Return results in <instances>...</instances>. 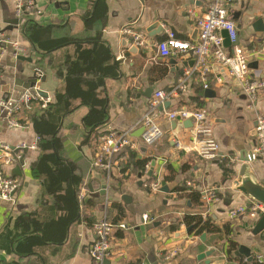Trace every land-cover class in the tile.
Here are the masks:
<instances>
[{
	"label": "crops",
	"instance_id": "crops-1",
	"mask_svg": "<svg viewBox=\"0 0 264 264\" xmlns=\"http://www.w3.org/2000/svg\"><path fill=\"white\" fill-rule=\"evenodd\" d=\"M33 1L42 11L33 18L42 26H53L54 36H68L77 42L98 38L118 64V76L106 79L104 124L97 130L87 128L84 118L90 108L79 105L62 118L57 130L61 137L57 153L74 167L73 188L80 208L79 220L70 227L65 242L59 247L40 248L39 252L48 258L47 264H98L91 258L89 246L95 238L93 224L105 216L128 225L127 229L115 228L108 264H264V230L254 232L263 214L229 217L231 208L252 202L234 190L232 184L239 178L243 159L256 145V118L264 114V89L251 104L240 84L215 59L210 58L207 68L200 70L192 54L162 58L157 47L167 30L175 32L181 40L197 41V19L206 12L207 1L105 0L104 17H97L91 25L98 2L92 6L89 0ZM89 8L92 10L88 16ZM231 12L237 24L240 48L249 59L251 75L264 79V0H233ZM17 18L14 0H0V37L27 45L32 54L26 57L33 60L14 58L11 45H4L0 101L31 82L38 67L37 55L44 53L27 38L22 27L27 17L15 25ZM126 26L142 33L145 45L135 44L133 36L123 35L121 31ZM69 50L73 51L72 47ZM41 69L45 70V77L40 87L53 103L56 92L65 88V81L56 69L49 66ZM186 71H192L187 90L167 101L170 106L160 108L155 117L163 137L153 145H143L140 132L143 126L138 123L149 113L154 93L171 88ZM207 88L216 92L214 97L205 96ZM150 89L153 92H148ZM184 106L204 111L220 146L217 158L206 159L186 149L193 141L192 120L169 119L166 115ZM43 111L35 105L32 110L19 113L22 127L0 124V144L8 145L10 153L18 156L15 164L5 169L20 182L14 200H0V264L14 259L17 217L36 211L44 192L42 179L34 174V165L41 156V142L36 150L19 149L36 141L38 134L33 119ZM108 129L132 130L137 148L113 156L111 167L104 169L95 167L94 160L100 150V134ZM140 160L149 161L144 171L132 166L131 161ZM250 163L249 173L264 184V160L259 158ZM150 170H153L151 178ZM155 180L161 182V188L165 182L168 191L152 192L147 185ZM193 191L201 195L199 199L190 198ZM207 191H213L220 201L206 197ZM81 193L85 194L82 199ZM144 214L149 215L150 221L144 222ZM189 214L210 220L215 230L202 234L188 232L183 218ZM240 246L249 248L252 260L236 254ZM212 249L214 252L200 258V254Z\"/></svg>",
	"mask_w": 264,
	"mask_h": 264
},
{
	"label": "built area",
	"instance_id": "built-area-1",
	"mask_svg": "<svg viewBox=\"0 0 264 264\" xmlns=\"http://www.w3.org/2000/svg\"><path fill=\"white\" fill-rule=\"evenodd\" d=\"M205 1L208 3L207 10L197 19L199 39L195 42L184 41L177 38L175 32L167 30L166 37L157 43L159 55L162 58H168L190 53L194 56L197 68L200 70L207 68L210 58L215 59L235 78L240 84L243 93L247 96L250 103L253 104L264 89V79L251 75L248 56L240 48L238 28L231 12L233 0ZM14 3L16 16L20 20L27 16L37 18L42 13V11L37 9L33 0H14ZM224 30L228 32L232 43L230 48L225 46ZM121 32L123 35L133 36L135 44L145 45L143 34L133 28L126 26ZM6 43L11 45L14 50V58H19L20 55L28 56L30 53L32 54L27 45L0 37V72L2 70V58ZM34 75L37 81L33 87L22 89L15 95L7 96L0 101V124H7L8 127L12 128L22 127L23 124L19 120V113L24 110H32L35 105H38L42 110L49 107L52 102L51 96H43L40 92L42 90L40 82L45 77V70L37 67L34 70ZM191 75L192 71H186L184 77L171 88L157 90L154 93L150 101L149 113L138 123L145 128L141 135L143 145L150 146L161 140L164 132L155 122L157 112L161 107L164 109L165 103L177 93L187 90V81ZM166 115L169 119L192 120L193 141L192 144L186 146L188 151L196 152L206 159H215L219 156V143L213 136L212 126L203 110L184 106L176 110H170ZM256 122V145L247 155L249 162L259 158L264 160V114H258ZM99 139L100 150L94 160V166L99 168H110L113 156L120 154L127 148H137V141L133 137L132 130L117 132L108 129L100 135ZM40 140L41 137L37 136L36 141L30 146L23 144L19 149L23 151L28 147L36 150L39 148L38 143ZM176 143L180 145L179 142ZM0 151L2 153V155L0 154V200L11 201L14 200V194L18 190L20 182L17 177L6 171L5 167L15 164L18 156H13L10 153L11 148L5 144H0ZM21 158L22 155L19 154V159ZM147 186L152 192L161 190V182L159 180H155ZM84 195V193H81L79 198L82 199ZM206 197H212L213 200L220 201L219 198H215L213 191H207ZM261 213H264L263 205L258 202H251L250 205H239L231 208L229 217L231 219L241 215L257 217ZM143 220L144 222L150 221L149 215L144 214ZM116 227L127 229L128 225L124 222L114 223L109 216H105L93 224L92 228L95 238L89 246V254L96 263L106 264L105 261L112 252L111 240Z\"/></svg>",
	"mask_w": 264,
	"mask_h": 264
},
{
	"label": "trees",
	"instance_id": "trees-1",
	"mask_svg": "<svg viewBox=\"0 0 264 264\" xmlns=\"http://www.w3.org/2000/svg\"><path fill=\"white\" fill-rule=\"evenodd\" d=\"M89 1L92 6L98 2L95 15L89 23L91 25L97 17H104L106 6L105 0ZM88 10L89 16L92 8ZM22 27L32 44L44 52L37 55L38 68L47 69L49 66L56 69L59 77L65 81V88L58 90L55 101L33 119L35 131L41 137V156L34 165V174L42 179L44 192L36 211L17 217L14 259L6 264H47L48 258L39 252L40 248L59 247L63 244L70 227L79 220L80 208L78 195L73 188L74 167L59 158L57 153L61 139L57 130L62 118L74 112L79 105L90 108L84 118L87 128L97 130L104 124L107 106L106 79L118 76V64L113 61L111 51L98 38L77 42L68 36H54L53 26H42L30 16H27ZM131 163L144 171L149 161ZM189 196L196 200L201 195L193 191ZM115 207L119 208V205L115 204ZM112 220L117 223L120 219ZM183 223L196 234L215 230L210 220L197 214L185 215Z\"/></svg>",
	"mask_w": 264,
	"mask_h": 264
},
{
	"label": "water",
	"instance_id": "water-1",
	"mask_svg": "<svg viewBox=\"0 0 264 264\" xmlns=\"http://www.w3.org/2000/svg\"><path fill=\"white\" fill-rule=\"evenodd\" d=\"M236 14V13H235ZM238 14H236L235 19L237 17ZM20 22V19L17 18L16 21H14V24L15 25H18ZM159 25L158 24H153L150 28V29H154L155 27H157ZM9 29H12L11 26H9ZM160 30L162 31L163 30V27L160 26ZM263 30V29H262ZM1 34V32H0ZM223 36H224V40H225V46L226 47H231L232 43L230 41V38L228 36V32L226 30L223 31ZM18 59H21V60H28L30 62H32V58L31 57H26V56H23V55H20ZM195 63H196V60H195ZM36 77L34 75L33 79L31 80V82H29V84H27V86H23L22 89H26V88H30V87H33L36 83ZM20 89V90H22ZM149 91H152L153 90H148ZM41 94L43 96H47L48 93L45 92L44 90H41L40 91ZM147 92V93H148ZM215 91L212 89V88H207L205 90V96L210 98V97H214L215 96ZM170 106V102H167L165 103V107H169ZM161 109H163L161 107ZM192 122V121H191ZM144 127L141 128V134H143L144 132ZM140 134V135H141ZM25 152L28 151V148H25L24 150ZM244 160V164L242 165L241 167V170H240V173H239V178L236 179L233 184H232V187L234 190L236 191H239L241 193H243L247 198H249L252 202H258L260 204L263 205V209H264V184H261L259 183L257 180H256V177L253 173H249V168H250V162L248 161L247 157ZM17 170H19V168H17ZM148 174L150 176L153 175V170H150L148 172ZM247 174H250L249 176H247ZM103 189V188H102ZM168 187L166 186L165 182H163V188H161L162 191H165L167 192L168 191ZM102 193L103 194H106V190H102ZM264 230V213L263 215L261 216V218L259 219V221L257 222L256 226H255V230L254 232L255 233H259V232H262ZM188 232H191V227L188 228ZM205 234L202 235V240H204L205 238ZM210 252H214V250H210V251H207L206 253L204 254H200V258H204L205 256L209 255ZM236 254H244L246 257L249 258V260H252L253 259V256L251 254V251L249 250V248L245 247V246H240L239 250L236 252ZM108 260L105 261L106 264H108L107 262Z\"/></svg>",
	"mask_w": 264,
	"mask_h": 264
}]
</instances>
